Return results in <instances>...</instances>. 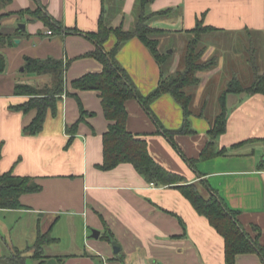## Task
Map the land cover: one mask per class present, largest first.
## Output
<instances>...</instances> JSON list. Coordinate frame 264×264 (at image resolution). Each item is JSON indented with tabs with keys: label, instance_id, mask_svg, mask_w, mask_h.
<instances>
[{
	"label": "crops",
	"instance_id": "1",
	"mask_svg": "<svg viewBox=\"0 0 264 264\" xmlns=\"http://www.w3.org/2000/svg\"><path fill=\"white\" fill-rule=\"evenodd\" d=\"M115 1L117 10L111 14L110 0H13L0 10V15H28L25 28L43 33L9 34L14 35L13 44L1 49L7 65L0 72V174L32 177L42 189L21 197L24 208L0 212L20 215L16 227L24 219L29 223L28 230L21 232L27 244L33 245L26 258H33L40 232L50 231L57 240L44 246V258L36 264H226L223 237L179 190L153 185L129 163L109 171L99 169L104 162V134L110 122L100 92L76 90L72 82L104 69L90 56L96 44L86 36L98 30L102 18L114 28L133 27L139 0ZM39 4L63 26L62 31L47 28L27 13L36 11ZM171 8L172 15L150 21L152 27L166 32L156 36L161 54L168 37L184 40L187 46L188 31L195 28L198 19L205 26L217 28L216 32L246 34H204L201 38L206 57L215 55L217 64L200 73L198 86L187 89L193 98L189 116L192 132L176 134L173 143L159 132L152 115L136 99L126 102L128 130L145 138L152 156L196 185L205 199L215 191L253 237L257 235L254 227L259 228L264 246L263 94L226 96L227 129L215 140L214 149L224 153L201 159L221 111L222 95L232 81L238 79L249 87L255 71L264 72V0H150L147 12ZM48 31L53 34L48 35ZM170 32L177 34H167ZM117 42V37L111 35L104 49L112 51ZM26 58H52L66 65V93L58 102L57 113L49 111L43 130L32 136L24 129L38 110L24 113L12 109L31 99L16 94V87L29 85L44 94L54 86V78L52 73L27 72ZM116 60L143 96L158 88L162 65L140 39L127 41ZM246 69L253 72L250 85H245L240 76ZM67 91L77 94L78 99ZM78 100L90 115L73 131L81 117ZM211 100L212 114L207 111ZM150 108L164 129L175 132L183 126L184 110L171 94L162 95ZM188 160H195V167ZM93 230L99 231L100 237L87 240ZM0 233L9 237L7 246L13 254L21 251V241L12 235L13 230L1 224ZM115 242L120 248L118 253L113 247ZM236 264L264 263L258 254H245L237 257Z\"/></svg>",
	"mask_w": 264,
	"mask_h": 264
},
{
	"label": "trees",
	"instance_id": "2",
	"mask_svg": "<svg viewBox=\"0 0 264 264\" xmlns=\"http://www.w3.org/2000/svg\"><path fill=\"white\" fill-rule=\"evenodd\" d=\"M12 1L0 0V7L7 6ZM149 2L150 0H139L135 23L128 30L123 25L117 28L108 26L102 18L96 32L86 33V36L96 44V50L90 56L101 62L104 69L100 73L87 74L73 81L72 87L76 90L100 92L104 114L110 122L109 129L104 134V162L99 166V169L109 171L120 164L129 163L153 185L157 187H173L179 190L190 201L198 214L207 218L211 226L223 237L226 264H236L237 257L245 254H258L264 263V246L260 242L261 230L259 228L254 227L257 235L253 237L239 221L238 214L230 210L215 191H213L209 199H205L196 185L186 181L180 174L170 171L152 156L148 141L145 138L128 130L126 102L130 99H136L152 115L158 125L159 132H163L173 143L176 134L192 132L189 126V116L193 98L187 92V89L200 84L199 72L208 71L217 64L215 58V60L212 58L213 60L210 62H202L201 58L205 54L206 49L201 45V38L204 34L218 31V29L212 26H205L204 21L198 19L195 28L188 31L190 38L186 46L184 67L168 77H165V73L162 71V79L158 88L148 96H143L136 88L126 69L118 64L116 55L127 41L138 38L150 49L160 65L169 61L170 55L160 53L158 50L159 41L156 39L158 34L166 32L152 27L150 21L155 18L172 15L174 10L171 8L157 13H148L147 6ZM27 13L33 15V19L42 21L52 30L62 31L64 29L59 22L46 12V9L41 4H39L36 11L27 10ZM5 16L0 15V72L5 71L7 65L6 57L1 49L13 44L14 39V35L4 34L1 31V21ZM111 35H115L118 42L112 51L107 52L104 49V43ZM25 69L29 73H52L54 78V86L48 88L44 94H41L39 89L29 85H18L16 87V94L28 95L31 96V99L22 105L14 106L12 109L24 113H28L33 109L38 110L35 119L24 129L26 135L32 136L39 134L43 130L49 111L54 114L57 113L58 102L62 95L66 93V65L63 61L52 58L46 60L26 58ZM67 93L78 99L77 94H71L69 91ZM230 93H246L248 95L261 93L264 95V72L260 73L257 69L254 74V82L249 87L243 86L238 79L233 80L228 90L222 95L221 111L210 131L211 140L201 154L202 160L224 153L223 151L216 153L214 149L215 140L224 134L227 129L226 96ZM164 94H171L184 110V124L178 131L173 132L164 129L151 112V103ZM78 101L81 117L72 127L73 131L89 114L84 110L81 101ZM188 161L191 166L195 167V160ZM41 189V185L36 183L32 177H20L12 172L0 174V210L24 208L21 203V197L25 194L37 193ZM56 242L57 240L51 236L50 231L47 233L40 232L34 246L33 258L41 261L44 258V246ZM7 262L8 264H26V257L23 252L16 250L7 259Z\"/></svg>",
	"mask_w": 264,
	"mask_h": 264
},
{
	"label": "rangeland",
	"instance_id": "3",
	"mask_svg": "<svg viewBox=\"0 0 264 264\" xmlns=\"http://www.w3.org/2000/svg\"><path fill=\"white\" fill-rule=\"evenodd\" d=\"M116 2L117 1H115V0H110V3L108 4V13L111 14V13H115L116 12V10H117ZM4 8H5V6H1L0 10L4 9ZM32 16L33 15H31V17ZM27 22H28V15H24L22 17L19 14H17V15L14 14L12 16H5V17H3L2 21H1V24H2L1 31L4 34H43L38 29H35L34 33L30 32L29 27L23 29L24 26L26 27V25H28ZM47 28H49V27H47ZM167 34H177V33L170 32V33H167ZM207 34H246V33H228V32L211 31V32H209ZM244 40L246 42H248V38L245 37ZM238 42H242V40L238 39ZM184 45H185V41L184 40H178L175 37H168L167 41L163 44V47H162L163 53L162 54H164V55L165 54H169L170 57H169V61L162 65V68H163V71L165 73H167L169 76L170 75H174L175 72H177L178 70H181L184 67L185 52H186V50H185L186 46H184ZM171 51H174V52L171 53ZM206 54H207V51H205V54L201 58L202 62H210L214 58L217 60V57H214L215 55H213L212 57H208V56L206 57ZM259 63L261 65V69H262L263 68V63L261 62V60H260ZM173 69H174V72L171 73V70H173ZM203 72H205V71H203ZM200 73H202V72H199L198 76L200 75ZM240 76H241V79H242V81H243V83L245 85H250L252 83V81H253V72L251 73V71H249L248 69H246L244 72H242V74H240ZM225 79H226V76L224 77V80H223L224 83H226ZM213 109H214L213 100H211L209 108H207V111L212 114L213 113ZM19 217H20V215H18L17 213H8V212L7 213H5V212L1 213L0 212V225L2 224V228H4V225L6 227H8L10 232L13 230L12 235L14 237L19 238V242L21 241V246H20L21 247L20 248L21 251H23L24 255H29V254H31V250H32L31 247L33 245L32 244H27L26 239L24 238V234L21 233L22 230H24V231L28 230L29 223H27L26 219H24L16 227V224L19 221ZM6 231H8V230H6ZM0 234L2 235V237L0 239V242H1V254H2V257L5 259V263H3V264H8L6 259L10 258L13 255L12 251L7 246L8 243H10V240H9V237L7 235H5L4 233L3 234L0 233ZM92 234H93L92 231H90L88 233L87 240H89L91 238ZM36 263L37 262H36V260L34 258H26V264H36Z\"/></svg>",
	"mask_w": 264,
	"mask_h": 264
},
{
	"label": "water",
	"instance_id": "4",
	"mask_svg": "<svg viewBox=\"0 0 264 264\" xmlns=\"http://www.w3.org/2000/svg\"><path fill=\"white\" fill-rule=\"evenodd\" d=\"M23 29H25V26L23 27ZM92 237L95 239H98L100 237V232L97 230H93ZM113 247H114L115 252L118 253L120 250L119 245L115 242L113 243Z\"/></svg>",
	"mask_w": 264,
	"mask_h": 264
},
{
	"label": "built area",
	"instance_id": "5",
	"mask_svg": "<svg viewBox=\"0 0 264 264\" xmlns=\"http://www.w3.org/2000/svg\"><path fill=\"white\" fill-rule=\"evenodd\" d=\"M47 34H48V35H52L53 32H52V31H48Z\"/></svg>",
	"mask_w": 264,
	"mask_h": 264
}]
</instances>
